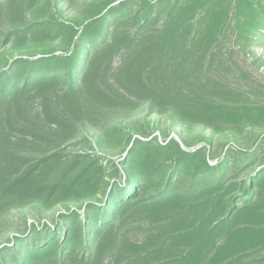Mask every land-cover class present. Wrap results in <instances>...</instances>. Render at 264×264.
<instances>
[{"label":"trees","instance_id":"1","mask_svg":"<svg viewBox=\"0 0 264 264\" xmlns=\"http://www.w3.org/2000/svg\"><path fill=\"white\" fill-rule=\"evenodd\" d=\"M65 2L0 0L12 47L58 44L0 70V195L46 208L89 202L13 238L0 264H264V141L224 143L213 157L210 141L189 152L173 137L113 127L109 141L127 147L119 165L58 152L3 179L25 163L15 138L41 136L27 108L32 93L40 118L70 131L83 120L82 91L101 107L143 104L217 133L263 129L264 92L235 85L225 45L231 37L233 47H264V0H93L72 23ZM59 91L69 116L55 111ZM142 218L148 225L136 240L126 230Z\"/></svg>","mask_w":264,"mask_h":264},{"label":"rangeland","instance_id":"2","mask_svg":"<svg viewBox=\"0 0 264 264\" xmlns=\"http://www.w3.org/2000/svg\"><path fill=\"white\" fill-rule=\"evenodd\" d=\"M91 1L93 0H66L63 4L64 20L72 23L76 17L82 16L84 4ZM10 27L12 26L8 18L0 19V70L6 61L27 58L32 54L36 55V51L54 49L58 45L55 43L54 47L38 46L35 48L27 45L19 49L12 47L10 44L12 42L5 37ZM225 46L227 51H231L230 62L234 68L232 79L235 85L244 89L254 87L264 92V47L254 46L251 51L233 47L231 37ZM56 53L61 54L62 51L57 50ZM119 61L120 59H116L114 68L118 67ZM62 96L63 93L59 91L52 97L55 111L59 110V113L69 116V113L60 105ZM79 97L83 107L81 111L83 120L73 124L76 130L70 131L59 129L55 125L48 124L42 117L40 118L42 101L33 93L27 95V108L41 136L33 138L30 135H21L15 138L16 143L20 145L16 152L19 153L20 158L25 160V163L20 166L7 167L3 172V179L19 176L38 160L58 152L103 154L108 157L109 161L119 165L127 147L124 140L120 144L109 141L105 132L113 127H122L126 133L134 137L152 138L156 136L160 142L168 141L173 137L184 150L189 152L204 147L210 141L209 148L213 157L220 155L224 143L230 145L229 147L247 148V145L251 146L257 141L260 143L264 141V128H248L246 132L237 133V135L231 132L217 133L200 125L177 124V121L168 113L153 115L143 104L133 108H106L93 103L85 91H82ZM260 100L264 103V97ZM179 134H182V139L186 140L188 146L182 143L178 137ZM262 149L258 152L261 158L264 157V143ZM88 202V200H83L65 206L46 208L40 203L20 202L18 199L7 198L2 193L0 195V248L5 245L11 246L13 238L28 235L34 227H43L58 221L61 214L67 212V208L70 207L71 210L77 211ZM147 225L148 222L144 218L137 219L128 225L126 232L132 238L140 240ZM104 264H112V259L109 257Z\"/></svg>","mask_w":264,"mask_h":264}]
</instances>
